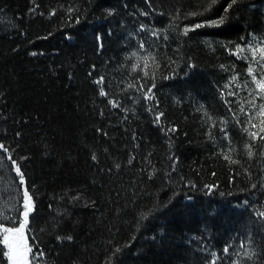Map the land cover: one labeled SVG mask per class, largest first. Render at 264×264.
Instances as JSON below:
<instances>
[{
  "label": "trees",
  "instance_id": "obj_1",
  "mask_svg": "<svg viewBox=\"0 0 264 264\" xmlns=\"http://www.w3.org/2000/svg\"><path fill=\"white\" fill-rule=\"evenodd\" d=\"M230 3L0 0V222L18 226L26 187L37 264H229L249 233L264 264V146L248 157L230 83L250 81L230 53L264 40V0Z\"/></svg>",
  "mask_w": 264,
  "mask_h": 264
},
{
  "label": "snow or ice",
  "instance_id": "obj_2",
  "mask_svg": "<svg viewBox=\"0 0 264 264\" xmlns=\"http://www.w3.org/2000/svg\"><path fill=\"white\" fill-rule=\"evenodd\" d=\"M217 0H211V5H214ZM237 3V0H231V3L228 5V8L225 11H228L234 4ZM146 15V13H145ZM192 15H195L193 13ZM216 22H214L215 24ZM202 24H196L192 28H185L183 30V34L187 35L189 31H194L196 28L203 27ZM143 25L141 28L143 29ZM155 34V33H154ZM167 39V36L164 37ZM255 37H253V41H255ZM140 48L143 49L144 45L141 42ZM247 53V55H245ZM231 55L236 56L238 59L244 60L248 62L247 68V76L250 77L249 80H245L243 83L239 82L238 76H233L232 81L230 83H235L237 88L242 90H246L248 92V97L245 98L246 102L250 108V111H246L245 107H240V112L244 113L247 116V120L243 122V124L247 125L242 128V131L246 134L247 139L250 143L245 145V150L247 152L248 157L251 159L254 155L252 148L254 146V142L261 141L262 146H264V40L260 43H249L246 47H242L240 45L236 46L235 51L230 53ZM133 56H136L137 53L133 52ZM144 61V67L147 68L149 61L155 62V56L151 52H147L146 55L142 57ZM255 65V66H254ZM135 68L139 67V65H134ZM147 76L148 73L145 72ZM97 84L102 85L104 83L103 77L96 81ZM254 85V87H249V85ZM129 88H132L133 85L129 84ZM154 87V84L152 85ZM152 87H148L145 90V87L142 85L139 89L144 96L145 100L153 99ZM100 96L107 97L108 93L104 90L103 87L99 89ZM228 95H236L229 91ZM257 101H261L257 103ZM113 108L118 107V102L114 100L108 101ZM160 115H163L162 113ZM160 115L157 116V120H159ZM211 119V117H209ZM238 123H241L237 120ZM222 124L227 123V121H221ZM224 130L223 128L221 129ZM174 131V129H173ZM225 139H228L227 134L225 135ZM231 143V141H230ZM0 151L7 153L8 148L5 147L4 144L0 143ZM8 159L12 161V165L15 169V172L19 176V183L21 185L25 184L23 173L18 166L15 160H12L11 156H8ZM93 159L96 157L93 155ZM224 159L228 161L230 164H237L238 161L231 158L230 154H226ZM253 188L256 187L255 184L252 185ZM23 211L21 213L23 219L19 221L18 226H5L3 222H0V244L3 245V248L0 249V252L7 258L8 264H37V262L44 258V253L42 251L34 252L33 246L29 243V238L27 235L28 226L30 224V214L34 210L33 198L29 194L28 189L25 187L23 191ZM255 215L260 219L261 222H264V210H258ZM2 220H11L10 217L0 218ZM141 219H147V214L142 213ZM15 223V221H13ZM71 239V237H68ZM253 241L251 233L248 234L247 241H241L239 247L244 251L241 253L239 251H231V245H227L223 249V254L225 257L231 256L229 264H244L245 261H250L252 264H255V258L259 255L258 250L252 247ZM118 250V249H117ZM211 264H217V261L220 257L217 256L216 253H212ZM242 257V259L240 258Z\"/></svg>",
  "mask_w": 264,
  "mask_h": 264
}]
</instances>
